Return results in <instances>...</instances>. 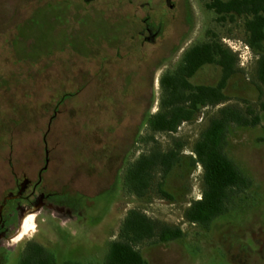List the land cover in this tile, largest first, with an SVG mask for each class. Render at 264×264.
I'll return each mask as SVG.
<instances>
[{
	"label": "rangeland",
	"instance_id": "1",
	"mask_svg": "<svg viewBox=\"0 0 264 264\" xmlns=\"http://www.w3.org/2000/svg\"><path fill=\"white\" fill-rule=\"evenodd\" d=\"M146 1L0 0V264H18L28 242L56 264H102L131 210L183 232L176 241L139 245L146 264H264V112L256 127L227 133L225 153L252 185L208 230L183 212L202 188L192 146L217 108H203L174 134L186 145L165 181L172 200L121 188L127 165L150 147L137 140L159 108V79L190 47L219 38L237 55L227 104L264 100L242 18L218 22L208 0H173L166 16L155 17L163 8L154 1L149 16L163 21L162 34L141 47ZM220 76L219 67L205 65L189 82L215 86ZM102 131L106 141L96 135ZM155 140L169 146L165 134ZM32 210L34 230L11 243Z\"/></svg>",
	"mask_w": 264,
	"mask_h": 264
},
{
	"label": "trees",
	"instance_id": "2",
	"mask_svg": "<svg viewBox=\"0 0 264 264\" xmlns=\"http://www.w3.org/2000/svg\"><path fill=\"white\" fill-rule=\"evenodd\" d=\"M206 8L216 14L218 22H233L236 18L244 20L247 46L256 55V80L264 85V0H208ZM237 63V55L217 38L190 47L174 71L161 75L159 108L147 117L144 135L137 140L150 144V147L125 168L121 176L124 193L137 198L154 193L160 199L172 200L164 189L165 181L180 163V153L186 145L174 134L182 123L193 121L203 108L217 110L192 146L194 158L190 164L191 167H201L202 188L200 198L191 201L184 210V220L208 230L211 223L227 214L235 199L251 187V179L225 153L226 136L232 126L256 127L260 123L259 114L264 112V100L257 106L244 101V108L238 104H227L230 99L224 94V89L229 79L239 72ZM205 65L219 67L220 80L215 86L192 85L189 80ZM103 131L96 135L105 139ZM156 134L170 138L166 149L157 143ZM182 237L183 232L178 227L131 210L122 222L118 239L111 241L102 264H146L137 249L139 245L168 243ZM18 264H56V261L43 246L28 242Z\"/></svg>",
	"mask_w": 264,
	"mask_h": 264
},
{
	"label": "flooded vegetation",
	"instance_id": "3",
	"mask_svg": "<svg viewBox=\"0 0 264 264\" xmlns=\"http://www.w3.org/2000/svg\"><path fill=\"white\" fill-rule=\"evenodd\" d=\"M89 1V0H86ZM158 3V8H163V12L160 11H152L151 6L153 2ZM173 0H147L146 6L148 8V11H146V15L141 19V27L138 31V38L140 40L141 47L145 46H153L155 45L157 39L162 34V24L163 21H152L150 15V11L155 13V17H159V15H167V12L165 10V7H168L169 9H173ZM145 7H143L144 9ZM153 8V7H152ZM160 20V19H159ZM37 214L35 211H27L22 215V220L20 224V229L16 236H14L11 239V243L19 242L25 235H27L30 231L34 230L35 228V218ZM20 232V233H19Z\"/></svg>",
	"mask_w": 264,
	"mask_h": 264
},
{
	"label": "built area",
	"instance_id": "4",
	"mask_svg": "<svg viewBox=\"0 0 264 264\" xmlns=\"http://www.w3.org/2000/svg\"><path fill=\"white\" fill-rule=\"evenodd\" d=\"M245 50H247V47H245ZM233 52H234V51H233ZM236 52H237V51H236ZM238 57L242 59L241 54H238ZM184 123H185V122H184ZM184 123H182V124H184Z\"/></svg>",
	"mask_w": 264,
	"mask_h": 264
},
{
	"label": "bare ground",
	"instance_id": "5",
	"mask_svg": "<svg viewBox=\"0 0 264 264\" xmlns=\"http://www.w3.org/2000/svg\"><path fill=\"white\" fill-rule=\"evenodd\" d=\"M20 233V232H19Z\"/></svg>",
	"mask_w": 264,
	"mask_h": 264
}]
</instances>
